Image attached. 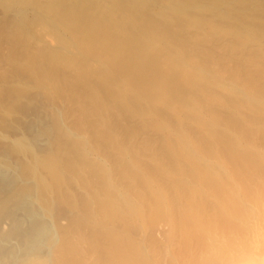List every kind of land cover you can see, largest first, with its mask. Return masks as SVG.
Masks as SVG:
<instances>
[{"label": "bare ground", "instance_id": "bare-ground-1", "mask_svg": "<svg viewBox=\"0 0 264 264\" xmlns=\"http://www.w3.org/2000/svg\"><path fill=\"white\" fill-rule=\"evenodd\" d=\"M259 83L264 0H0V264H264Z\"/></svg>", "mask_w": 264, "mask_h": 264}, {"label": "rangeland", "instance_id": "rangeland-1", "mask_svg": "<svg viewBox=\"0 0 264 264\" xmlns=\"http://www.w3.org/2000/svg\"><path fill=\"white\" fill-rule=\"evenodd\" d=\"M262 82V81H261ZM260 84L261 83H259V85H256L258 88H259V90H260V88H261V90L260 91H258V88L255 86V89L254 90H247V93H249L250 91L252 92L253 91V93H251V96H254V99H256V100H254L253 99V97H250V93L249 94H247L246 93V95H248V97H250V100H252V102L255 104V102H256V106H257V112L260 114V116H262V114H263V116H264V113H263V111H264V98H263V96L264 95H262L261 93H259V92H261V91H264L263 89H264V85L262 86H260ZM263 88V89H262ZM256 92V93H255ZM254 93L256 94V97H255V95H254ZM258 94H260V95H258ZM258 95V96H257ZM262 95V96H261ZM262 97V98H261ZM262 99V100H261ZM259 103V104H258ZM258 104V105H257ZM262 105V106H261ZM259 106H261V107H259ZM258 108H259V110H258ZM263 109V111L262 110H260V109ZM263 116L261 117L263 120H264V118H263ZM254 135H256V134H254ZM254 135H249V137H247L248 138V145H247V148L248 147H250L252 150H248V152L249 151H251V152H249V153H251V154H254V152H256L257 154H258V157H261V159H262V161L264 162V140L262 139V134L259 132V134H257V136H255V138L257 137V139H254ZM258 135H261V137L260 136H258ZM260 137V138H259ZM250 138H252V139H250ZM260 139H262L263 141H261ZM252 140V141H251ZM255 140H257L256 142H255ZM262 143H261V142ZM251 142V143H250ZM253 142V143H252ZM255 142V143H254ZM259 143V144H258ZM251 144V145H250ZM256 144H258V145H256ZM262 144V147H260V145ZM257 148H256V147ZM259 147H260V150H259ZM255 149V150H254ZM262 152V154H260ZM250 154V155H251ZM255 156V155H254ZM169 229V228H168ZM169 231V230H168ZM164 233L163 232H161V235H163ZM47 258V257H46ZM217 259V258H216ZM47 260V259H46ZM221 259L220 258H218L217 259V261L219 262Z\"/></svg>", "mask_w": 264, "mask_h": 264}]
</instances>
